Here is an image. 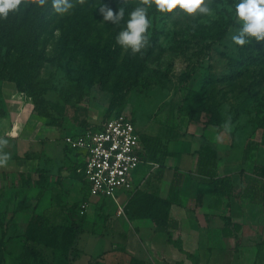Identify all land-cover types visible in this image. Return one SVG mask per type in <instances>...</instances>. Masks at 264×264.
I'll return each mask as SVG.
<instances>
[{
    "label": "crops",
    "instance_id": "obj_1",
    "mask_svg": "<svg viewBox=\"0 0 264 264\" xmlns=\"http://www.w3.org/2000/svg\"><path fill=\"white\" fill-rule=\"evenodd\" d=\"M1 96L8 116L0 117V136L8 139L4 150L11 157L7 166L0 167V215L7 233L4 264H19L22 235L32 217L38 214L50 224H63L66 214L59 203H82L84 185L68 172L64 148L56 153L60 132L47 126L15 84L3 82ZM158 123L142 134L164 145L165 156L153 157L155 151L146 154L148 161L162 166L159 182L156 186L146 182L143 166L134 191L172 199L170 224L176 227L130 218L125 212L130 199L126 195L119 197L116 212L103 213L94 225L97 211L89 215L90 204L74 264H264V181L254 175L259 164H254L252 149H235L230 136L215 126L167 119ZM203 146L216 150V178H229V195L215 194L213 180L199 174L198 154ZM62 189L68 193L62 194ZM23 200L27 209L14 217ZM119 205L124 206L123 214ZM2 236L0 229V240Z\"/></svg>",
    "mask_w": 264,
    "mask_h": 264
},
{
    "label": "rangeland",
    "instance_id": "obj_2",
    "mask_svg": "<svg viewBox=\"0 0 264 264\" xmlns=\"http://www.w3.org/2000/svg\"><path fill=\"white\" fill-rule=\"evenodd\" d=\"M238 2L212 0L214 15L204 17H189L178 9L168 14L150 8L146 47L149 50L152 44V50L136 84L122 65L127 50L116 42L113 45L121 48L116 53L122 58L111 72L98 45L85 50L65 45L60 17L38 29L36 50L24 54V61L31 63L24 97L36 102L38 110L53 120L55 126L51 127L60 132L56 153H62L66 135L125 114L140 134L162 119L219 127L230 136L235 149L247 146L253 151L254 164L264 166V41L253 38L244 46L232 42L231 36L242 26L234 15L233 5ZM98 24L108 37L105 22L100 19ZM19 62L18 55L5 49L0 54V75L3 66ZM188 76L191 79L186 81ZM5 109L0 95V115ZM228 122L225 130L223 125ZM142 172L140 167L135 173L136 184ZM79 183L84 185L83 200L91 204L89 215L97 211L94 225L103 213L116 212L113 199L92 197L86 182ZM61 193L65 195L63 189Z\"/></svg>",
    "mask_w": 264,
    "mask_h": 264
},
{
    "label": "trees",
    "instance_id": "obj_3",
    "mask_svg": "<svg viewBox=\"0 0 264 264\" xmlns=\"http://www.w3.org/2000/svg\"><path fill=\"white\" fill-rule=\"evenodd\" d=\"M72 2L73 8L62 16L54 12L51 7V0H47V4L44 7H40L37 0H25L27 6L22 5L18 12L10 14L6 20H0V54L6 49L18 55L20 59L19 63L11 67L3 66L0 81L15 84L18 91L23 94L27 92L28 69L31 63H28L27 60L24 61V54L30 50L33 52L36 50L37 42L40 40V36L37 34L38 29L50 21L58 20L59 17L61 22L60 29L67 39L65 40L66 46L71 45L80 50H85L88 46L94 47L98 45L105 57L108 58L106 60L111 68L110 71L113 72L119 67L120 60L118 59H121L122 55H117L116 51L121 48L114 46L113 43L116 42V36L119 31L125 26V22L129 18L128 14L139 4L130 0H126V3H124V0H102L100 3L96 0L93 4L90 3V0H72ZM102 4L111 8L114 13L123 7L125 10L124 20L119 25L105 22L100 11ZM100 19L105 22L104 25L107 26V31L109 32V36L106 38L104 29L98 27ZM151 45H148L149 50L145 46L139 53L132 54L130 50H127L124 55L122 65L130 70L134 80L133 84L137 83L139 76L142 74L146 57L152 50ZM190 79L191 77L188 76L186 81ZM33 105L34 112L46 119L47 126H55L48 115L38 110L36 102ZM7 116L8 111L5 109L0 117ZM92 128L86 126L80 130L86 131ZM141 139L147 151H152L153 153L155 151L156 154H153V157L155 155L158 157L160 154L165 156L164 145L159 139L143 134H141ZM64 155L66 156L65 150ZM198 155L199 174L213 180L212 186L215 194L229 195L232 189L229 178H216L218 162L216 150L210 146H203ZM254 175L264 181V166L256 165L254 167ZM75 177L80 178L78 174H75ZM37 185H40V180ZM64 193L68 192L65 191ZM172 203V199L164 200L155 195L145 194L136 190L130 195L125 212L132 219L149 218L157 227L175 228L176 225L170 224ZM262 204L264 207V185L262 186ZM59 205L66 214L63 224H50L44 216L38 214H35L29 221L27 229L22 235L24 246L20 254L19 264H74L80 256L77 243L85 227L86 214H81V203L70 205L67 202H60ZM25 209H27V205L25 200H23L17 205L14 217ZM225 223L228 226L229 221L225 220ZM0 229L3 231V236L0 240V264H4L7 233L1 215ZM236 230L239 231L240 229L236 228ZM224 234L231 235L226 233V231Z\"/></svg>",
    "mask_w": 264,
    "mask_h": 264
},
{
    "label": "built area",
    "instance_id": "obj_4",
    "mask_svg": "<svg viewBox=\"0 0 264 264\" xmlns=\"http://www.w3.org/2000/svg\"><path fill=\"white\" fill-rule=\"evenodd\" d=\"M65 161L71 176L86 182L92 197H107L119 202L120 192L135 190V173L146 167L144 180L157 185L160 162L148 161L147 150L133 120L125 114L114 116L92 129L64 137ZM89 204L81 203V214ZM124 206L119 205V214Z\"/></svg>",
    "mask_w": 264,
    "mask_h": 264
},
{
    "label": "clouds",
    "instance_id": "obj_5",
    "mask_svg": "<svg viewBox=\"0 0 264 264\" xmlns=\"http://www.w3.org/2000/svg\"><path fill=\"white\" fill-rule=\"evenodd\" d=\"M40 7L47 4V0H37ZM126 3V0H124ZM27 6L25 0H0V20H6L10 14H15L21 6ZM212 0H142V2L128 14L125 26L116 36V43L132 54L139 53L149 42L146 34L151 26L148 10L155 7L159 13H174L175 10L189 17L213 16ZM72 0H51V7L57 14H66L73 8ZM235 18L241 23V27L231 36L234 44L244 46L251 42L264 41V0H239L233 5ZM105 22L119 25L124 20L125 10L123 7L118 12L103 5L100 7ZM230 122L223 127L228 130ZM12 135H16L13 131ZM217 139H220L217 137ZM8 139L0 136V167L7 166L10 153L4 149L7 147Z\"/></svg>",
    "mask_w": 264,
    "mask_h": 264
}]
</instances>
